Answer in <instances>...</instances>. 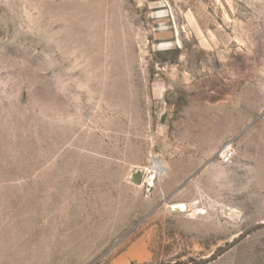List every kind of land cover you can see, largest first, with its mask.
I'll list each match as a JSON object with an SVG mask.
<instances>
[{"label": "rangeland", "instance_id": "obj_1", "mask_svg": "<svg viewBox=\"0 0 264 264\" xmlns=\"http://www.w3.org/2000/svg\"><path fill=\"white\" fill-rule=\"evenodd\" d=\"M0 264H264V0H0Z\"/></svg>", "mask_w": 264, "mask_h": 264}, {"label": "bare ground", "instance_id": "obj_2", "mask_svg": "<svg viewBox=\"0 0 264 264\" xmlns=\"http://www.w3.org/2000/svg\"><path fill=\"white\" fill-rule=\"evenodd\" d=\"M150 170H151V172H152V176H151V178H153V175H154V176H157V177H161V176H162L163 168H162L160 162H158V161H154V162L152 163V166L150 167ZM172 208H173L175 211H179V212H184V211H186V205H184V204L173 205Z\"/></svg>", "mask_w": 264, "mask_h": 264}, {"label": "built area", "instance_id": "obj_3", "mask_svg": "<svg viewBox=\"0 0 264 264\" xmlns=\"http://www.w3.org/2000/svg\"><path fill=\"white\" fill-rule=\"evenodd\" d=\"M233 154V145L231 143H227L225 146H223L221 152L219 153V159L223 163H228L231 160Z\"/></svg>", "mask_w": 264, "mask_h": 264}, {"label": "water", "instance_id": "obj_4", "mask_svg": "<svg viewBox=\"0 0 264 264\" xmlns=\"http://www.w3.org/2000/svg\"><path fill=\"white\" fill-rule=\"evenodd\" d=\"M132 178H133L134 181H139L141 176H140V174L136 173V174H133Z\"/></svg>", "mask_w": 264, "mask_h": 264}]
</instances>
